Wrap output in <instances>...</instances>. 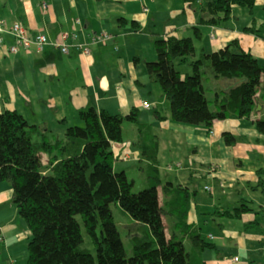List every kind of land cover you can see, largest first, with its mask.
<instances>
[{
	"label": "crops",
	"instance_id": "0c3cea01",
	"mask_svg": "<svg viewBox=\"0 0 264 264\" xmlns=\"http://www.w3.org/2000/svg\"><path fill=\"white\" fill-rule=\"evenodd\" d=\"M43 2L49 6L47 12L41 8ZM201 3L195 5L182 0H0V18L9 23L21 20L32 34L43 32L50 41L42 51L33 49L18 53L8 50L13 43L10 34L6 35L4 44L0 43V111L16 110L30 125L48 138H54L56 135L63 137L71 123H79L76 117L70 119L67 115L69 107L80 109L92 104L97 110L105 108L113 113L110 106L112 109L115 106L118 109L115 113L122 115L137 108L139 121L125 120L134 124L135 138L126 140L123 136L122 142L112 145L115 154L121 156L117 160L122 159L123 170L130 161L134 167L148 169L147 186L151 184L149 175L153 166L168 171L166 177L175 172L170 182L188 186L191 192H196L188 222L202 237L203 226L209 227L204 240L210 246L206 245L200 252L205 264H264V192L257 186L258 171L264 170V136L254 124L256 119L264 117L261 93L250 117L227 118L215 122L212 128L206 124H180L170 118L166 96L146 71L145 63L152 61L147 59L157 58L153 47L155 40L168 36L192 37L196 57L202 48L212 52L238 40L244 50L264 64L261 33L245 32L244 27L248 25L240 29L231 19L220 25H201ZM75 19L81 21L77 25L80 39L102 29L109 31L112 39L92 45L90 57L81 56L76 48H71L69 54L63 53L51 43L61 31L72 29ZM195 26L201 30V38L194 33ZM146 43L151 51L148 57L142 52ZM117 45L121 47L119 51ZM76 63L81 71L74 68ZM177 68L182 74L192 72L190 60L178 63ZM208 71L215 83V98L239 82L217 78L210 69ZM261 86L264 87V78ZM146 90L151 93L150 98L144 97ZM143 101L152 103V108L159 106L158 116L150 113L152 108L145 109ZM139 123L149 125L157 136L156 162L142 155L139 142L145 134L138 129ZM226 132L235 137L233 145L224 142L223 133ZM193 178L201 182H193ZM204 180L203 193L192 189ZM161 183L159 194L162 197V179ZM3 193L10 194L11 187L0 182V205L6 199ZM244 200L251 209L234 216ZM164 220L166 234L170 235L166 223L171 225L173 220L170 217ZM256 220L259 222L254 224ZM11 222L0 219V244L5 246L9 264H18L23 258L13 255ZM249 223L253 226L247 228ZM185 243L189 250L200 248L198 244L193 246L189 239Z\"/></svg>",
	"mask_w": 264,
	"mask_h": 264
},
{
	"label": "trees",
	"instance_id": "16d2710c",
	"mask_svg": "<svg viewBox=\"0 0 264 264\" xmlns=\"http://www.w3.org/2000/svg\"><path fill=\"white\" fill-rule=\"evenodd\" d=\"M182 1L196 5L200 0ZM201 4L199 24L220 25L231 18L234 5L253 8L255 0H203ZM73 27L67 31L77 32L75 20ZM193 29L197 38H201V30L197 26ZM244 31L258 32L255 24L244 27ZM6 35L0 31L1 44ZM154 47L157 58L145 63L146 71L161 87L169 102L170 118L176 123L206 124L212 128L215 122L227 118L250 117L259 93L260 100H264L261 86L264 64L244 50L238 40L212 52L202 48L198 57L192 37L157 38ZM188 60L192 72L182 74L177 65ZM203 67L217 78L239 81L217 94L213 109L203 86ZM155 114L158 116L159 112ZM138 116L137 108L122 115L105 108L97 110L91 105L82 107L78 117L84 125H69L63 137L50 139L18 111H0V182L12 183V200L31 232L28 264H205L200 252L210 244L188 222L196 192L168 181L161 186V198L162 183L155 166L149 175L150 186L134 192V182L126 171H114V163L121 156L115 154L112 145L123 141L124 121L138 122ZM254 124L264 136V117L256 119ZM138 129L145 134L139 142L142 155L156 162L157 136L149 125L139 123ZM37 134L40 141L33 140ZM223 138L228 145L236 142L231 133H223ZM42 152L50 154L47 168L41 162ZM262 174L264 170H259L257 186L264 192ZM113 202L132 217L130 256L114 220ZM250 209L244 200L233 215L239 216ZM78 215L95 254L82 248L84 237ZM166 216L173 220L170 235L165 230ZM251 226L253 223L247 228ZM139 228L145 232L134 233ZM187 239L200 248L187 249Z\"/></svg>",
	"mask_w": 264,
	"mask_h": 264
},
{
	"label": "rangeland",
	"instance_id": "374dc122",
	"mask_svg": "<svg viewBox=\"0 0 264 264\" xmlns=\"http://www.w3.org/2000/svg\"><path fill=\"white\" fill-rule=\"evenodd\" d=\"M200 1L203 2V0H200ZM234 8L235 9L232 10L231 13H232V18H234L236 21H234L232 18H230V19L233 23L236 24V26H238L240 29H242L243 26H245V25L251 26L253 24V22H256L255 25L258 27V29H257L258 32L256 34L261 33L259 35L264 36V0H255V4H254L253 8H249L247 6H239V5H234ZM245 15H247L246 19H245ZM246 20H249V21L246 22ZM15 21H18V20H15ZM224 22H226V21H224ZM127 44L128 43L126 42V45ZM147 45H148V43H146L144 45L142 52L145 56L148 57V56H150L149 54H151V51H149V48L147 47ZM119 46H121V43L119 44ZM131 46L134 47L132 44H131ZM119 49H121V47L118 48V51H119ZM154 50H155V48H154ZM118 55L121 56V52ZM154 59H147V60H154ZM74 68H78L81 71L79 63L74 64ZM202 71L205 72L203 74V86L205 89V93H206V96L210 102V108L213 109L214 108V105H213L214 104V98H215V95L213 94V85L215 83L213 82L211 73H209L208 69L203 67ZM183 76H185V75H183ZM80 77H81V74H80ZM150 94L151 93L149 92V90L144 91V97L145 98H150L151 97ZM154 96H156V95L154 94ZM87 104H89V103H87ZM90 105L94 106L92 104H90ZM90 105H86L85 107H88ZM97 105L101 106V107H105L103 105H99V104H97ZM155 107L150 110V113L152 115L155 113V111L161 110V108L159 106L155 105ZM110 108H111V111L113 110V113L117 112V110H118L117 107H115V106L113 109H112V106H110ZM78 111H79V109H73L72 107L68 108L67 115L69 116V118L72 119L73 117H76L79 121V123H71L73 126L84 125L83 121H81L80 118L78 117ZM133 125L134 124H131L130 122H127V121H125L123 124V136H124V138H126V140H128V138H130V139L135 138L136 128ZM54 138L55 139L59 138V136L56 135V137H54ZM54 138L50 137V139H54ZM40 139H41V137H39V136L38 137L34 136V138H33L34 141H40ZM49 158H50V154H48L47 152L41 153V162L45 168H47L49 166ZM121 160L122 159L115 161V163H114V171L115 172H120L121 170H123L124 167L121 163L122 162ZM125 165H126V169H124V170L126 171L129 180L130 181L134 180L133 181L134 182V185H133V191L134 192H138V191L148 187L147 186L148 180H149V179H147V176H148L147 174H149L148 169H146L144 171L141 169V167H134L133 162H131V161L129 163H126ZM167 165H165V166H167ZM159 171H160L159 174L161 176V179L163 180V184L166 181L172 180L174 175H175V172H170L169 177L168 176L166 177V174L168 173V171L163 170V169H160ZM182 171H186V170H181V172ZM201 172H203V171H201ZM186 173H187V171H186ZM199 180H201V179L193 178V182L200 183L201 181H199ZM1 183H3V185H9L11 187V193L10 194L9 193H3V196H5L4 198H6V199H4L3 204L0 205V219L12 221L11 222L12 233L10 235V240H11L12 245L15 247V250L13 251V255H15L16 258L17 257L23 258V261L21 263H18V264H28L26 259L28 256V243L31 239V232H30L29 228L27 227L25 220L20 216L16 204L12 200V197H11V195H12V183L10 181L1 182ZM205 183H206V180H204L203 183H201V185L197 184L196 187L192 186V189L193 190L196 189L200 193H203L204 191L202 189V186ZM111 210H112L117 228L120 232L121 238L123 240L127 254L130 256V255H132V242L130 239V227L131 226L129 225V223L132 222V217L130 216V214L127 211H125L116 202L111 203ZM168 217H170V216H168ZM168 217L166 216L165 219H167ZM77 219L79 220V222L81 224V229H82V233H83V237H84V243L82 244V248L88 249L92 253L95 254L96 252L94 250V246H93V244L90 240V237L88 236V234L84 228V224L81 220L80 215L77 216ZM168 221H169V219H168ZM169 226H170V223L169 224L166 223L167 230H169V228H170ZM208 228L209 227L203 226V236H204L203 238H205V233L207 232ZM136 232L139 234H143L145 232V230L139 228L137 230H134V233H136ZM187 246L189 247L190 245L187 244ZM4 247H5L4 245L0 244V264H9L10 259H8V253L4 249ZM6 258H7V261H6ZM146 264H148V263H146Z\"/></svg>",
	"mask_w": 264,
	"mask_h": 264
},
{
	"label": "built area",
	"instance_id": "2783aa9c",
	"mask_svg": "<svg viewBox=\"0 0 264 264\" xmlns=\"http://www.w3.org/2000/svg\"><path fill=\"white\" fill-rule=\"evenodd\" d=\"M41 8L45 12L49 10V6L46 2L42 3ZM144 10L147 9L145 8ZM80 23L81 21L79 19H75V25ZM73 28L75 29V27ZM0 31L8 33L14 38V44L9 48V51L12 53H18L21 49L27 51H32L33 49L42 51L46 45L50 44L48 36L45 33L37 32L36 34H32L26 24L21 20L13 21L9 24L5 19L0 18ZM111 39L112 34L106 29L89 33L87 38L82 39H80L78 31L65 30L60 32L58 40L53 41L51 44L57 46L65 54H69L71 48H76L81 56L90 57L92 45L106 43ZM69 40H71V42H68ZM0 42H2V39H0ZM117 48L118 47H116V49ZM142 106L145 109L152 108L151 103L148 101H143ZM206 188L209 189L208 187ZM234 260L237 261L238 257H235Z\"/></svg>",
	"mask_w": 264,
	"mask_h": 264
}]
</instances>
